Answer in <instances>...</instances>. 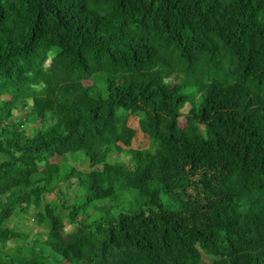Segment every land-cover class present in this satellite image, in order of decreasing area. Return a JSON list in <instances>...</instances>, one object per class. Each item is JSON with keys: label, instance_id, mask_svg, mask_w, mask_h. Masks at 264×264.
<instances>
[{"label": "trees", "instance_id": "trees-1", "mask_svg": "<svg viewBox=\"0 0 264 264\" xmlns=\"http://www.w3.org/2000/svg\"><path fill=\"white\" fill-rule=\"evenodd\" d=\"M0 95V264H264V0H0Z\"/></svg>", "mask_w": 264, "mask_h": 264}, {"label": "rangeland", "instance_id": "rangeland-1", "mask_svg": "<svg viewBox=\"0 0 264 264\" xmlns=\"http://www.w3.org/2000/svg\"><path fill=\"white\" fill-rule=\"evenodd\" d=\"M3 95H0V98H2ZM23 111L20 112V114H22ZM14 114H16V111L14 110ZM128 123L130 125L131 128V145L133 147H148L149 146V140L148 137L145 133H143L142 131H140L139 126H138V120L136 116H130L128 119ZM186 121L182 122V125H185ZM68 161L69 162H75L77 166H85V163L83 161V155L82 154H73L72 156L68 157ZM120 158H123V154L120 155ZM97 179L99 184L103 183L104 180V175L101 172H97ZM52 198H54L53 194H49L45 197V199L42 201L41 205L42 208H44L43 206ZM24 217L22 218H18V217H14L12 218V222H18L17 226L24 228L26 230H28L30 232V237L33 236L32 232L35 231L37 229L36 225H32L30 220L27 219V216L22 215ZM72 229V227L70 225H66V230L70 231ZM14 248L16 250H18L17 246L15 245Z\"/></svg>", "mask_w": 264, "mask_h": 264}]
</instances>
